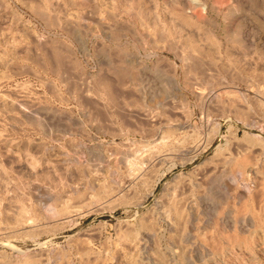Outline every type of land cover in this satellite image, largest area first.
<instances>
[{"label":"rangeland","instance_id":"obj_1","mask_svg":"<svg viewBox=\"0 0 264 264\" xmlns=\"http://www.w3.org/2000/svg\"><path fill=\"white\" fill-rule=\"evenodd\" d=\"M156 256L264 264V0H0V264Z\"/></svg>","mask_w":264,"mask_h":264},{"label":"bare ground","instance_id":"obj_2","mask_svg":"<svg viewBox=\"0 0 264 264\" xmlns=\"http://www.w3.org/2000/svg\"><path fill=\"white\" fill-rule=\"evenodd\" d=\"M180 144H181V143H180ZM177 145H178V144H177ZM181 145H182V144H181ZM173 147H174V146H173ZM179 147H180V146H179ZM241 148H242V147H241ZM173 149H174V148H173ZM178 149H179V148H178ZM246 149H247V148H246ZM174 150H175V149H174ZM179 150H180V149H179ZM244 150H245V149H243V152H244ZM237 151H239V150H237ZM240 151H241V150H240ZM241 152H242V151H241ZM245 153H246V151H245ZM241 155H242V154H241ZM243 155H244V154H243ZM157 157H158V156H157ZM223 158H225V157H223ZM226 158H228V157L226 156ZM226 158H225V160H226ZM229 159H231V158H229ZM134 160H135V159H134ZM136 160H137V159H136ZM144 160H145V159H144ZM146 160H147V159H146ZM227 160H228V159H227ZM227 160H226V161H227ZM139 161H140V160H139ZM226 161H224L225 164L227 163ZM221 162H222V161H221ZM224 162H223V163H224ZM132 163H133V162H132ZM158 163H159V162H158ZM223 163H221V165H222ZM142 164H143V163H142ZM144 164H145V163H144ZM140 166H142V165H140ZM140 166H139V167H140ZM223 166H224V165H222V167H223ZM143 168H146V166H145V167H142V168H140V169L137 168V170L135 169V171H138V172L134 173V174L131 175V176H132V177H133V176H134V177H138V176H139V178L143 179L144 177H140V175H141V174L144 175V173H145V175L147 174L146 171L143 172V173H141V171H143V170H142ZM149 168H150V167H149ZM150 170H151V169H150ZM131 171H132V170H131ZM133 172H134V171H133ZM147 172H148V171H147ZM129 174H130V172H129ZM129 176H130V175H129ZM131 176H130V178L132 179ZM141 176H142V175H141ZM133 180H134V179H133ZM139 180H140V179H139ZM174 201H175V200H174ZM188 203H189V202H188ZM170 204H172V203H170ZM167 205H168V204H167ZM173 205H174V204H173ZM173 205H170V206H173ZM167 208H168V206H167ZM188 208H189V207H188ZM191 208H192V207H191ZM173 209H174V208H173ZM173 209H172V210H173ZM174 212H176V211H174ZM179 213H181V211H180ZM179 213H178V215H179ZM175 214H176V213H175ZM181 214H182V213H181ZM183 214H184V215H181V216H183L182 218H184V220H183L184 223L182 224V225H183V228H181V230H182V232H183L182 236L185 235L186 225H187V223H188V221H189L188 219L190 218L189 215H188V213H187V211H186V215H185V213H183ZM184 216H185V217H184ZM174 217H175V216H174ZM179 217H180V216H179ZM178 219H179V218H178ZM173 221H174V220H173ZM173 221H172V222H173ZM181 221H182V220H181ZM169 222H170V221H169ZM172 222H171V223H172ZM144 228H145V230H147V232H148V231H149V232H153V231H154V227H153V225L145 226ZM145 232H146V231H145ZM147 232H146V233H147ZM149 232H148V233H149ZM148 233H147V234H148ZM147 234H146V235H147ZM155 234H156V233H155ZM151 235H152V234H151ZM151 235H150V236H151ZM147 236H148V235H147ZM148 237H149V236H148ZM138 238H139V237H138ZM136 240L138 241V240H140V239H136ZM139 242H140V241H139ZM84 243H85V242H84ZM86 245H87V244H86ZM194 246H195V245H194ZM200 247H202V246H200ZM81 248H82V249H81ZM81 248H80L81 250H79L80 252L78 251V253H80V254L82 255L83 258L87 257L88 254H89V251H88L87 247L84 246V247H81ZM203 248H204V247H203ZM77 249H78V248H77ZM89 249H91V248H89ZM187 251H188V250H187ZM76 252H77V251H76ZM92 252H93V251H92ZM186 253H187V252H186ZM183 254L185 255V251H184V250H183ZM183 254H182V255H183ZM90 255H91V254H90ZM185 256H186V255H185ZM182 257H183V256H182ZM155 258H156L158 264H162V260H161L160 257L156 256ZM154 261H155V260H154ZM34 264H38V263H34ZM39 264H40V263H39Z\"/></svg>","mask_w":264,"mask_h":264}]
</instances>
